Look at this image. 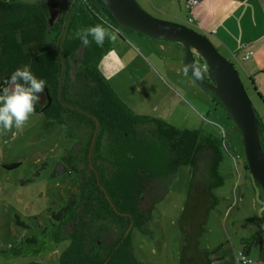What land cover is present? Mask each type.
<instances>
[{"label":"trees","instance_id":"trees-1","mask_svg":"<svg viewBox=\"0 0 264 264\" xmlns=\"http://www.w3.org/2000/svg\"><path fill=\"white\" fill-rule=\"evenodd\" d=\"M45 1L0 0V87L14 70L27 66L45 81L43 92L48 96L42 105L36 101L33 113L50 116L83 138L75 150L82 163L77 172L78 194H71L49 214L58 226L53 241L68 242L58 264H140L133 256L129 233L137 229L143 235L151 234L149 211L166 194L181 166L190 174L177 220L181 241L178 264H213L212 253L200 248V237L208 211L216 202L213 191L222 183L218 172L223 151L220 143L199 130H181L163 120L136 115L118 99L98 65L111 49L112 34L132 31L119 26L100 0H78L74 6L60 49L64 72L58 99V44L75 0H66V10L52 26L48 24L50 12ZM97 24L106 31L103 45L97 46L89 37V44L84 46L75 32ZM197 63L190 57V64ZM199 77L212 83L208 72ZM94 120L98 128L90 155L91 169L88 148ZM260 126L263 129L259 121ZM259 141L261 144L260 137ZM243 167L249 179L244 159ZM67 172L64 164H58L54 173ZM154 191L159 193L153 199L157 200L148 210L140 209V201ZM261 233L260 227L251 238L240 240L244 257L252 247H258L260 258L253 264H264ZM36 242L34 237L25 241Z\"/></svg>","mask_w":264,"mask_h":264},{"label":"rangeland","instance_id":"rangeland-1","mask_svg":"<svg viewBox=\"0 0 264 264\" xmlns=\"http://www.w3.org/2000/svg\"><path fill=\"white\" fill-rule=\"evenodd\" d=\"M18 1L30 3L37 0ZM140 7L154 18L193 29L192 25L183 20H167L163 15L154 13L151 8ZM135 37L139 38L137 35ZM145 40L149 45L157 43L166 47V54H158L165 65V72L163 67H156L159 72L149 69L153 75L150 72V76H146L136 69L121 68L105 56L99 62V71L118 99L136 115L152 118L166 115L169 125L201 130L204 135L216 139L221 148L223 141L225 151H222V161L218 168L222 183L213 191L216 202L208 211L200 237V248L210 252L215 247L224 245L232 253L233 246L235 254L238 255L242 251L240 240L251 238L261 226L258 216L260 205L254 199L249 179L245 177L240 134L231 119L226 117L221 105L215 102L214 107L210 101L206 104L210 108V114L204 119L199 118L197 124L188 108L197 115V108L201 105L185 96L181 91L183 85H176L172 80L182 79L183 76L175 68L176 50L169 49V46L177 44L156 42L147 38ZM177 46L184 52L181 45ZM148 66L150 67L149 64ZM234 68L254 111L263 120L260 122L263 126L264 106L247 88L242 70L238 66ZM183 72H186L185 68ZM187 74L186 78L209 99L211 93L203 91ZM148 78L154 80L147 81ZM166 88L173 91L178 97L177 100L173 99L172 92H167ZM198 95L197 93L196 96ZM218 116L222 117V122L217 120ZM221 129L224 131L223 137ZM81 142L83 143V138L76 131L69 130L64 124L40 113L30 114L29 119L19 129L0 127V264H58L59 255L68 242L53 241L52 234L58 226L49 214L57 211L71 194H78L77 172L81 170L82 163L79 162L75 150ZM58 164H64L68 172L55 174ZM189 174L187 167H179L168 192L162 199L154 200L155 203L149 211L148 228L151 234L143 235L137 229L130 231L129 242L133 256L140 264H178L181 241L177 220L185 201ZM158 194L154 191L146 195L140 201V209L148 210ZM234 198L237 204L229 212L227 209L232 206ZM260 199L264 201V192L261 190ZM262 215L264 218V211ZM129 230L126 229L123 237ZM261 234L264 241V232ZM31 237L36 238L37 242L26 244L25 241ZM245 257L252 264L258 261V247H252Z\"/></svg>","mask_w":264,"mask_h":264},{"label":"crops","instance_id":"crops-1","mask_svg":"<svg viewBox=\"0 0 264 264\" xmlns=\"http://www.w3.org/2000/svg\"><path fill=\"white\" fill-rule=\"evenodd\" d=\"M135 1L139 6H145L148 9L151 8L154 13L163 15L167 20H183L185 22L186 18L191 16L193 18V30L206 37L233 67L238 66L240 70H242L247 88L257 97L258 102L264 106V0H197L198 3L190 12L184 9L185 0ZM135 34L139 38L135 37ZM140 37L145 36L134 32L126 33L115 31L111 36V49L104 56L121 68L123 67L127 70L136 69L146 76H150V72L153 75V72L149 69L159 72L156 67H163V72H165V65L162 58L160 59V57H158V54H166V47L163 44L157 43L149 45V42L145 40L146 37ZM177 45L169 46V49L176 50L177 59L174 61L176 63L175 68L178 73L183 76L182 79L172 78V80L176 85H183L181 91L184 92L185 96L190 97L191 101H195L201 105V107L197 108V115L191 108H188L191 117H193L198 124V121H200L199 118L204 119V117L210 114V108L206 107V104L210 101V103H212L211 106L214 107L216 102L211 96L208 99L204 92H200V90L195 88L186 78L185 75L187 73L183 72L184 68H182L184 53L179 49L180 46ZM246 54L249 55L243 60L242 57ZM150 79L154 80V78H148L146 80L149 81ZM202 90L205 91L204 89ZM166 91H171L173 99L177 100L178 97L174 95L171 89L169 90V88H166ZM197 93L199 94L198 97L196 96ZM188 104L190 105V103ZM190 106L193 107V105ZM256 116L260 122L263 121L260 116L257 114ZM154 117L170 124L166 115ZM226 117L228 116L226 115ZM217 120L219 122L223 121L221 116H218ZM218 125L220 124L218 123ZM181 130L195 129L189 128ZM221 130L223 136L224 131L223 129ZM222 150L225 151L223 146ZM236 204L237 200L234 198L232 206H229L227 210L230 212L233 205ZM218 213L219 212H217V214ZM231 248L232 253L229 248H224V245L215 247V250L213 249L214 251H210L212 253L213 264H234L237 262V256L240 253L238 255L235 254L234 247L231 246ZM206 249L208 248L206 247Z\"/></svg>","mask_w":264,"mask_h":264},{"label":"water","instance_id":"water-1","mask_svg":"<svg viewBox=\"0 0 264 264\" xmlns=\"http://www.w3.org/2000/svg\"><path fill=\"white\" fill-rule=\"evenodd\" d=\"M77 2L78 0H75L58 45L61 60V69L58 77V94L64 72V63L60 52L61 44L68 20ZM100 2L104 4L115 22L122 28L152 40L181 45L184 50L183 66L186 72L197 86L210 92L217 99L240 134L247 175L254 190V199L260 205L258 216L261 224L260 227L264 232V218L262 215L264 201L260 199V190L264 192V152L258 135L259 119L253 110L238 72L206 37L193 29L178 23L154 18L144 11L135 0H100ZM193 53L198 55L206 64L212 83L194 76L191 71L187 70V66L190 65V57H192ZM39 96L41 97L39 103L42 104L43 95L40 94ZM94 122L95 128L88 148V164L91 169L90 155L98 128L97 121L94 120ZM103 193L108 200L105 191ZM108 202L110 203L109 200ZM130 227L131 223L128 229Z\"/></svg>","mask_w":264,"mask_h":264},{"label":"clouds","instance_id":"clouds-1","mask_svg":"<svg viewBox=\"0 0 264 264\" xmlns=\"http://www.w3.org/2000/svg\"><path fill=\"white\" fill-rule=\"evenodd\" d=\"M75 37L87 46L89 37L97 46H102L105 40V28L93 25L75 32ZM194 76L199 77L202 69L194 64L187 66ZM45 81L34 76L27 67L17 68L0 87V127L3 129L21 128L34 111L38 100L37 93L44 91Z\"/></svg>","mask_w":264,"mask_h":264},{"label":"flooded vegetation","instance_id":"flooded-vegetation-1","mask_svg":"<svg viewBox=\"0 0 264 264\" xmlns=\"http://www.w3.org/2000/svg\"><path fill=\"white\" fill-rule=\"evenodd\" d=\"M44 4H48L47 11L50 12V17L48 16L47 20H48L49 26H52V24L55 23L59 19V17H61L62 13H64V11L66 10V8H67V2H66V0H46ZM69 14H70V12H69ZM69 14H68V16H69ZM68 16H67V18H68ZM67 18L65 20V24H66ZM69 20H70V18H69ZM69 20H68V23H69ZM65 24H64V28H65ZM67 26H68V24H67ZM64 28H63V30H64ZM63 30H62V33H63ZM61 36H62V34H61ZM58 54H59V51H58ZM40 94L43 95V103L42 104H44V102H46V100H48V96H46L44 92L37 93V96H38L37 102L38 103L41 100V97L39 96ZM57 98L59 99L58 82H57ZM42 104H40V105H42ZM258 135H259V137L261 139V144L260 145H261L262 150L264 152V129H262L261 126L259 127Z\"/></svg>","mask_w":264,"mask_h":264},{"label":"built area","instance_id":"built-area-1","mask_svg":"<svg viewBox=\"0 0 264 264\" xmlns=\"http://www.w3.org/2000/svg\"><path fill=\"white\" fill-rule=\"evenodd\" d=\"M198 3L197 0H185L184 2V9L188 12H190V10ZM185 22L187 24L193 25V18L191 16L187 17ZM249 54H246L244 57H242L243 60H245L248 57ZM193 59L196 60L197 66H199L202 69V73H206L208 72L207 66L206 64L198 57V55L193 53ZM223 137V136H222ZM222 146L223 149H225L224 143L222 141ZM239 258L237 257V263H241V264H251V261L249 259H247L246 257L242 256L241 254L238 255Z\"/></svg>","mask_w":264,"mask_h":264}]
</instances>
